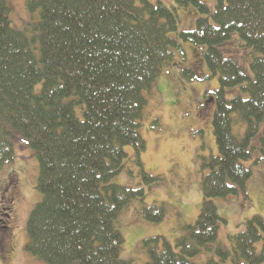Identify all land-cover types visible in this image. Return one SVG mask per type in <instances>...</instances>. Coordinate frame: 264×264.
<instances>
[{
    "label": "trees",
    "instance_id": "16d2710c",
    "mask_svg": "<svg viewBox=\"0 0 264 264\" xmlns=\"http://www.w3.org/2000/svg\"><path fill=\"white\" fill-rule=\"evenodd\" d=\"M163 1L170 0H31L29 9L39 11L31 39L12 26L8 0H0V170L15 160L17 145L34 150L40 199L25 249L46 264H264V220L241 222L224 248L218 239L226 219L215 203L247 197L252 166L260 170L264 161V0H216L213 10L202 0H176L199 15L191 30H179L178 6ZM181 41L191 44L194 60L183 67L185 79L219 78L218 153L199 155L202 204L174 243L154 233L139 240L141 260L123 258L119 217L136 203L137 218L162 223L169 210L160 195L145 202L161 178L144 168L141 129L147 93L176 65ZM240 54L251 59L240 64ZM239 85L248 96L227 99L225 90ZM123 171L124 184L116 181ZM13 174L4 181V190L14 188L11 199ZM135 176L138 186L126 181Z\"/></svg>",
    "mask_w": 264,
    "mask_h": 264
},
{
    "label": "rangeland",
    "instance_id": "374dc122",
    "mask_svg": "<svg viewBox=\"0 0 264 264\" xmlns=\"http://www.w3.org/2000/svg\"><path fill=\"white\" fill-rule=\"evenodd\" d=\"M30 1L8 0V4L11 8L12 26L19 30H24L29 38L33 39L38 34L39 11L29 9L28 3ZM202 1L211 10L214 9L216 0ZM163 2L167 6H178L179 30H191L196 26V18L199 15L193 16L192 11L179 5L178 2L176 4V0ZM203 15L206 16V14ZM182 48V52L174 48L175 57L181 55L183 59L181 66L186 67L190 59L191 45L187 41H182ZM237 59L240 64H244L247 59L251 58L248 56L246 59L243 54H240ZM172 68L173 71H170ZM176 70L177 67L175 66L167 67L155 82L151 92L147 93L148 101L141 129L142 135L147 141V150L142 156V162L145 164L144 168L153 176H160L161 178L159 185L151 187L145 202L150 203L149 200L153 196L156 200L157 196L160 195L159 198H164L168 201L169 210L162 223L152 224V222L149 223L137 218L140 217V213L135 208L138 205L136 203L119 217L117 226L125 235L123 258L141 255L139 258L141 260L145 250H143V243L138 246L140 239L144 241V239L152 237L154 233H157V235L163 233L162 235L164 236L176 234L179 232L178 228L181 226V221H184V224L191 223L189 219L196 216L203 199L200 183L202 170L200 169L199 155L209 156L218 153L216 139L213 134V117L216 102L215 100L211 102L210 98L205 102V97H202L204 90L216 96V90L220 88L218 75L209 79L188 81L185 78L180 80V77H175L174 73ZM205 73L207 72L205 71ZM176 85L179 86L177 92L175 90ZM241 86L227 88L225 97L230 99L237 94L247 97L248 93ZM199 110H203L202 113L204 114L201 115L198 112ZM185 112L187 115L182 117L181 115L185 114ZM156 119H159L160 122L155 123L154 129H151V124ZM196 124L199 128L194 131L193 136L199 139V147L188 130L183 132L182 137L179 134L182 131V127ZM149 128L151 131L162 133L151 132ZM254 141L252 144H254ZM23 146L27 150L20 151V149L25 148L17 145L15 160L0 170V264H46L25 249L29 240L27 220L31 210L39 201L40 194L35 186L38 175L36 155L30 147L27 145ZM190 146H194L195 149L192 151L189 149ZM196 148L198 149L196 150ZM129 152H131V149ZM195 154L196 156L194 157ZM254 156L253 153V158H255ZM22 161L23 163H21ZM130 161L127 163L128 167L137 174L138 168L136 164L132 160ZM251 162H246V165L250 166ZM257 167L252 166L253 175L247 183L248 196L246 198H242L240 195L216 198L215 203L217 204L218 213L226 219V221L221 222L218 242L226 243L228 247H230L229 235L241 229V222L247 218H252L256 214L264 215V182L261 179V169L258 170ZM12 173H14L13 175H18L17 201L14 204L11 203V198L14 196V188L11 191H9V188L4 190V181ZM124 173L126 171L116 177L117 182L124 184L125 180H122ZM135 177H128L126 181L131 183L130 179H132L138 186L142 179L139 176ZM176 180L179 183H176ZM12 205L14 207L13 211L10 209ZM7 213L11 215V218L10 216L8 217ZM6 224L10 225L8 231L5 230ZM126 254L130 256H126Z\"/></svg>",
    "mask_w": 264,
    "mask_h": 264
},
{
    "label": "flooded vegetation",
    "instance_id": "af4514ba",
    "mask_svg": "<svg viewBox=\"0 0 264 264\" xmlns=\"http://www.w3.org/2000/svg\"><path fill=\"white\" fill-rule=\"evenodd\" d=\"M16 194H17V193H16ZM16 197H17V195H16ZM16 197H14V198L12 199V203H13V204L17 201V198H16ZM11 210L13 211V210H14V207H12ZM7 227H9V226H7Z\"/></svg>",
    "mask_w": 264,
    "mask_h": 264
}]
</instances>
